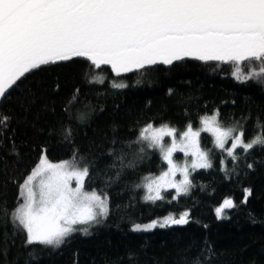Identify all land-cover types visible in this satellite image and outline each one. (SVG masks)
<instances>
[{"label": "trees", "instance_id": "1", "mask_svg": "<svg viewBox=\"0 0 264 264\" xmlns=\"http://www.w3.org/2000/svg\"><path fill=\"white\" fill-rule=\"evenodd\" d=\"M98 73L103 82H92ZM215 112L224 126L242 127L247 141L259 131L257 121L264 127V83L239 82L230 64L188 58L121 76L83 58L26 74L0 105L8 117L0 125V264H264V147L227 158L203 133L212 166L189 173L188 194L167 190L163 200H145V185L168 164L146 141L137 142L142 130L166 124L179 138L187 125L199 130L201 118ZM45 153L51 162L75 156L88 166L85 190L109 203L102 224L59 248L27 245L26 233L5 215L23 202L21 186ZM246 189L252 194L244 202ZM226 199L235 207L219 220L216 209ZM185 212L184 227L132 230Z\"/></svg>", "mask_w": 264, "mask_h": 264}, {"label": "snow or ice", "instance_id": "2", "mask_svg": "<svg viewBox=\"0 0 264 264\" xmlns=\"http://www.w3.org/2000/svg\"><path fill=\"white\" fill-rule=\"evenodd\" d=\"M75 58L86 59L95 69L110 66L116 76L186 58L217 61L232 65L241 83H264V0H0V105L26 74ZM92 82L102 83L103 76L96 74ZM112 86L125 88L127 84L114 82ZM7 120L0 115V125L6 127ZM201 123L220 149L232 140L227 154L233 159L238 147L244 153L264 147V127L259 121V131L247 141L243 128L224 126L218 112L202 117ZM70 135L71 130H66V136ZM200 135L191 124L179 140L177 129L166 124L142 130L137 142L146 141L149 148L157 149L169 166L145 185L146 201L163 200L161 191L168 188L175 189L177 197L188 194L192 186L189 165L178 166L172 159L175 151L195 157L190 163L193 171L212 166L208 152L200 148ZM164 137L170 138L169 144ZM178 168L181 181L174 179ZM88 177V166L81 167L75 156L53 163L46 153L42 155L21 186L23 202L5 213L14 227L26 233L27 245L59 248L74 232L87 234V228L77 225L91 226L99 217H107V197L84 190ZM73 180L76 187H72ZM245 193L247 202L252 193L250 189ZM233 207L234 202L226 199L216 209L217 217L223 218L224 210ZM188 216L187 212L178 218L168 216L136 224L132 230L184 225Z\"/></svg>", "mask_w": 264, "mask_h": 264}, {"label": "rangeland", "instance_id": "3", "mask_svg": "<svg viewBox=\"0 0 264 264\" xmlns=\"http://www.w3.org/2000/svg\"><path fill=\"white\" fill-rule=\"evenodd\" d=\"M216 113V112H215ZM214 113V114H215ZM214 114H212V115H210V116H208V117H211V116H213ZM200 132H201V135H200V137H199V145H200V148L203 150V148H202V142H201V140H202V134L203 133H205V134H207V135H209L210 137H212V139H213V143H214V145L216 146V143H215V137L212 135V133L211 132H206V131H203V126H202V123H201V127H200ZM166 140V144H169V141H170V138L169 137H164V141ZM177 140H179V138L177 137ZM231 144H232V140L231 139H228L226 142H225V148L224 149H220L218 146H216L217 147V149H219V150H224V152H225V154H226V156H227V158H233V157H231V156H229L228 154H227V150L230 148V146H231ZM237 149H240L239 147L237 148ZM236 149V150H237ZM177 155H180V158L179 157H177ZM183 158V159H182ZM172 159H173V161L178 165V166H182V165H184V164H188L189 165V173L192 171V169H191V167H190V163H191V161L192 160H194L195 159V157H193V156H191L190 154L189 155H185V153H183V152H180L179 150H177V151H175L174 153H173V156H172ZM60 162H63V161H60ZM53 163H58V162H53ZM38 166V165H37ZM36 166V167H37ZM35 167V168H36ZM168 168H169V166H168ZM168 168H167V170L166 171H168ZM226 168V164H225V161L223 162V169H225ZM198 169H201V168H198ZM197 170V169H196ZM161 176V175H160ZM159 176V177H160ZM159 177H157V178H159ZM157 178H154V179H157ZM174 179L176 180V181H181L182 179H183V176H182V174H181V171L179 170V168L177 169V171H176V174H175V176H174ZM72 187H76V182H75V180H73L72 181ZM84 190H85V185H84ZM167 190H175V189H173V188H168V189H166V190H162L161 191V195L163 194V192L164 191H167ZM86 191V190H85ZM98 194V193H97ZM107 202H108V199H107ZM108 213H109V203H108ZM107 216H108V214H107ZM107 218V217H106ZM106 218L105 217H99L98 219H99V222L98 223H94V224H92L91 226H89V225H77L76 227L78 228V229H83V228H87L88 229V232H87V234H85L82 230H80V231H76V232H74L71 236H73V235H75V234H83V235H88V234H90L91 232H92V228L93 227H95V226H98V225H100V224H102L105 220H106ZM225 218V212L223 213V218H218L219 220H222V219H224ZM165 218H163V219H161V220H159V221H163ZM153 221H151V222H148V223H146V224H149V223H152ZM140 225H145V224H140ZM135 226V225H134ZM134 226L132 227V229L134 228ZM156 228H161V227H156ZM154 230V229H153ZM152 231V230H151ZM135 232V231H134ZM137 233H141V232H137ZM70 236V237H71ZM69 238V237H68Z\"/></svg>", "mask_w": 264, "mask_h": 264}, {"label": "water", "instance_id": "4", "mask_svg": "<svg viewBox=\"0 0 264 264\" xmlns=\"http://www.w3.org/2000/svg\"><path fill=\"white\" fill-rule=\"evenodd\" d=\"M187 224H184V225H171L170 227H184L186 226Z\"/></svg>", "mask_w": 264, "mask_h": 264}]
</instances>
